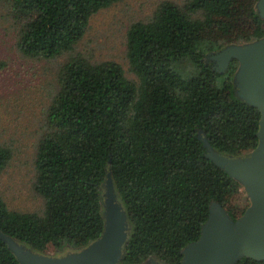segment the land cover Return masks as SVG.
<instances>
[{
  "label": "trees",
  "instance_id": "trees-1",
  "mask_svg": "<svg viewBox=\"0 0 264 264\" xmlns=\"http://www.w3.org/2000/svg\"><path fill=\"white\" fill-rule=\"evenodd\" d=\"M17 27L25 56L72 50L91 17L121 0H0ZM258 0L163 1L127 33L130 79L114 60L68 59L45 112L34 188L42 213L10 209L0 196V228L44 253L77 250L103 232V190L111 168L132 224L121 264L156 256L181 264L219 201L237 219L241 184L207 156L202 131L218 151L245 155L258 144L261 112L235 93L239 62L221 74L207 61L233 43L264 36ZM192 65L189 74L179 65ZM13 157L0 144V176ZM0 264H19L0 238ZM235 264H264L243 257Z\"/></svg>",
  "mask_w": 264,
  "mask_h": 264
},
{
  "label": "water",
  "instance_id": "water-1",
  "mask_svg": "<svg viewBox=\"0 0 264 264\" xmlns=\"http://www.w3.org/2000/svg\"><path fill=\"white\" fill-rule=\"evenodd\" d=\"M257 11L264 18V0H258ZM209 58L213 68L221 74L228 70L232 59L238 60L235 93L261 112L258 144L245 155L222 153L202 131L199 132L207 148L206 156L243 186L250 204L240 217L234 219L219 201H212L201 236L182 250L181 264H235L243 257L264 261V36L229 44L211 52ZM101 189L105 226L97 239L82 248L60 255L48 254L35 250L1 228L0 238L19 264H121L132 224L117 192L111 168ZM142 264L168 263L151 256Z\"/></svg>",
  "mask_w": 264,
  "mask_h": 264
},
{
  "label": "rangeland",
  "instance_id": "rangeland-1",
  "mask_svg": "<svg viewBox=\"0 0 264 264\" xmlns=\"http://www.w3.org/2000/svg\"><path fill=\"white\" fill-rule=\"evenodd\" d=\"M163 1L121 0L101 9L91 17L85 35L72 50L50 59L23 54L10 8L0 1V144L13 151L0 176V196L10 209L39 213L44 210L45 200L34 188L35 156L45 126V112L58 87L60 67L74 55L93 62L114 60L123 66L130 79L137 81L127 56V33L131 24L149 21ZM171 1L185 3V0ZM206 59L213 64L209 56ZM179 68L186 74L192 71L188 62ZM237 202L242 207L249 206L244 188Z\"/></svg>",
  "mask_w": 264,
  "mask_h": 264
}]
</instances>
